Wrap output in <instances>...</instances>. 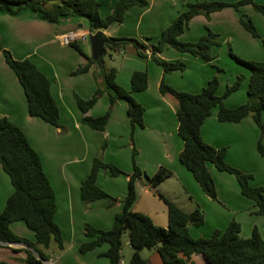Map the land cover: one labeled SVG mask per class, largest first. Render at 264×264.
I'll return each mask as SVG.
<instances>
[{"label": "crops", "instance_id": "crops-1", "mask_svg": "<svg viewBox=\"0 0 264 264\" xmlns=\"http://www.w3.org/2000/svg\"><path fill=\"white\" fill-rule=\"evenodd\" d=\"M98 1L101 4L100 15L103 18L111 15L116 0ZM202 1L204 0H148L146 7H133L127 11L123 23L113 24L102 31L108 39L136 40L143 44L145 57L139 54L133 43L128 42L117 49L113 47L108 49V52L115 53L117 60L110 59V64L107 66L104 60L101 62L105 70L115 69L116 83L131 92L135 100L145 109L144 127H136L134 130L128 116V105L122 100L114 104L104 131L94 130L83 123L85 117L98 118L105 115L111 105L108 92H105L86 114L82 113L77 105V96L83 100H90L99 84L103 82L101 64H93L87 72L75 74L78 68L88 64V58L92 56L91 44L87 49L85 46L90 42L91 33L85 18L70 16L61 18L57 23H50L40 13L30 9L17 14L0 10V45L10 51L16 60L30 59L37 65L51 81V91L60 109L61 127L31 117L23 88L0 51V118H8L27 135L42 159L44 170L56 196L55 221L62 232L64 249L60 250L56 243L51 246L53 248L45 249L44 252L50 258L48 264H110L109 259L104 255L108 245L86 254H81L79 248L88 240L85 236L87 224L101 230H110L113 227L115 215L122 210L121 201L127 195L130 178L112 177L105 169L99 171L97 184L118 200L114 207H109L106 200L84 205L81 200V184L90 174L96 156L128 175L133 174L134 149H136V163L147 176L153 177L162 172L170 174L168 179L155 188H152L145 178L136 182L138 200L133 206L134 212L148 215L156 225L167 227L169 223L167 208L164 210L166 214L158 215L146 206V202L142 203V199L144 196H155L158 188L166 182L176 181L181 184L190 201L194 203L192 210L200 209L205 217L203 225L190 227L189 232L193 238H210L215 231H225L232 221L240 224V235L244 239L252 236L254 228L264 236V217L257 213L258 208L255 203L241 194L240 186L233 175L221 172L213 164H208L217 189V200H212L203 192L193 174L181 164L179 156L184 143L178 134L177 101L160 92L161 82L165 81L176 90L197 94L214 77H218L220 80L218 95L224 93L222 76L226 68L232 67L234 60L227 52L214 51L216 46L212 49L214 59L211 62L166 47L164 52L156 54L157 59L186 65L184 71L167 74L154 61L152 55V46L157 44L161 33L186 11L187 4ZM208 1L233 4L239 0ZM256 2L264 5V0H256ZM59 3L60 1H50L46 3V7L53 9ZM240 11L254 20L253 24L260 35L259 39L264 43V16L261 13L262 17L259 16V12L249 5L241 7ZM239 14L235 8L228 7L212 13L208 18L199 15L190 21L179 39L182 42L195 43L206 35L208 30L218 34L220 39L228 34L229 41L238 42L240 39L244 47L253 51L248 53H251L248 55L250 59L240 55H237L238 57L247 61L264 62V52H260L264 48L247 36L249 32L240 34L242 32L238 30ZM72 31L86 35L87 41L77 40L70 46L63 45L58 37ZM73 44L78 45L83 54L73 47ZM136 71L146 72L148 75V88L143 92L131 91V77ZM244 74L248 76V82L246 80L245 83L249 84V71L245 70ZM248 84L243 94L245 95L243 101L246 97L248 101L246 96ZM240 90L242 87L238 91ZM232 95L225 99V105L229 108L247 102L240 105L233 104L230 102ZM262 119L264 122V112ZM260 133L252 117H247L239 123L220 122L217 119V109L213 110L212 115L201 128L203 140L207 144L216 148H227V162L252 175L253 186L264 188V154L261 155L258 150ZM161 142L166 148V154L160 159ZM121 149L125 150L121 152ZM121 154H124V161L119 163L118 158ZM147 168L152 173L147 171ZM12 193L10 179L0 164V214ZM11 229L19 236L35 241L34 233L23 222L13 223ZM126 245L131 247L129 241ZM6 246L0 245V253L10 251L6 253L11 255L10 259H14V262L2 259L3 257H0V260L15 264L19 260L26 259L25 252L21 251L23 246ZM141 256L150 264H164L154 249L143 250ZM193 260L198 264H206L201 256H194Z\"/></svg>", "mask_w": 264, "mask_h": 264}, {"label": "trees", "instance_id": "trees-1", "mask_svg": "<svg viewBox=\"0 0 264 264\" xmlns=\"http://www.w3.org/2000/svg\"><path fill=\"white\" fill-rule=\"evenodd\" d=\"M60 1L53 9H48L46 3ZM148 0H116L111 15L103 18L100 15L101 4L98 0H0V10L17 14L25 9L38 12L50 23H57L64 17H83L87 20L91 33L107 30L113 24H121L127 11L133 7H146ZM252 6L253 9L264 16V5L256 0H239L230 4L221 1H208L189 3L187 9L181 13L173 23L160 35L156 45L152 46L154 61L159 64L165 74L173 71H184V63H170L156 58V54L164 52L166 47L181 53H188L211 62L214 57L212 49L219 45V36L208 30L198 42L186 43L179 38L185 32L190 21L199 15L207 18L215 12L228 7L237 11L243 6ZM242 27L254 38H260L253 22L241 14ZM111 48L125 46L133 43L139 54L146 56L143 44L136 40L110 39ZM81 54V48L73 44ZM8 67L15 73L23 88L28 113L31 117L39 118L44 122L61 127L60 109L51 91V81L30 59L16 60L10 51L0 45ZM231 58L249 71V84L247 94L249 100L235 108L225 105V99L237 92L244 80V76L237 77L235 82L226 87L222 95H218L220 80L214 77L200 93L192 94L179 91L161 82L160 92L164 96H171L177 101L178 134L183 140L184 148L179 161L194 176L203 192L212 200H217L215 181L209 171L208 164H213L219 171L233 175L241 189V194L252 200L258 208V214L264 217V188L251 184L253 176L231 166L227 160V148H216L207 144L202 137L201 128L204 122L217 109V119L220 122L239 123L247 117H252L260 129L258 150L264 154V62L247 61L230 52ZM88 64L81 66L75 74H82L93 64H101L103 82L99 84L94 96L90 100L76 97L77 105L84 114L89 112L100 97L108 92L111 105L107 113L98 118L85 117L83 123L94 130L104 131L110 119L114 104L125 101L128 105V116L132 129L144 127V107L135 100L131 92L116 83L115 69L105 70L103 63L94 62L88 58ZM148 88V75L146 72L136 71L131 77V91L143 92ZM133 140V134H132ZM136 149L133 150L134 172L128 175L114 165L105 163L101 157L96 156L90 174L81 184V200L89 205L99 200H106L109 207H114L118 200L107 194L97 184L101 169L107 170L112 177H129L128 192L121 201L122 210L115 215L113 227L110 230L97 229L89 224L85 226V236L88 239L79 248L81 254H86L103 245H108L104 254L110 264H122L123 235L129 233V243L134 253L128 264H150L143 259L141 252L145 249H154L160 255L164 264H198L194 256H201L206 264H264V236L254 228L252 236L241 237V226L232 221L225 231H215L210 238H193L189 229L191 226L199 227L204 224L205 217L200 209L192 213L183 211L175 203L158 194V198L167 206L168 226L156 225L153 220L143 213L133 211L138 200L136 182L141 178L147 179L152 188L170 177L169 173H159L153 177L147 176L136 163ZM0 164L9 177L13 193L8 198L0 214V245L19 243L27 248L26 264H35L40 261H49L44 249H49L56 243L60 250L64 249L62 232L55 221L57 201L53 186L44 170L43 162L38 152L31 145L24 131L8 118H0ZM23 222L34 233L35 241L15 234L11 225ZM33 251V253L31 251ZM0 264H10L0 260Z\"/></svg>", "mask_w": 264, "mask_h": 264}, {"label": "rangeland", "instance_id": "rangeland-1", "mask_svg": "<svg viewBox=\"0 0 264 264\" xmlns=\"http://www.w3.org/2000/svg\"><path fill=\"white\" fill-rule=\"evenodd\" d=\"M236 10V9H235ZM237 11V10H236ZM239 12V28L238 30H240L241 35H243V32H247L241 25L240 22V18H241V14H243L241 11H237ZM245 13V11H243ZM244 15V14H243ZM247 18L251 19V21L253 22L254 20L250 17H248L247 15H245ZM259 16L262 17V15L259 13ZM248 33V32H247ZM246 33V34H247ZM218 35V34H217ZM226 37L223 39H218L219 45L215 47L214 51L216 50L217 52H227V54L230 56V52L234 53L235 55H240V57L243 58H249L248 54L249 52H253L251 51V49L246 48L242 45V41L239 39L238 42L236 40L234 41H229L228 38ZM219 36V35H218ZM247 36H249V38L254 42L256 41L257 44H260L263 48H264V43L263 40H260L258 38H254L251 36L250 33L247 34ZM90 41V40H89ZM86 49L90 46V42H88L86 45ZM86 52H88V55L91 56V53H89V51L86 50ZM260 52H264V50L262 49V51ZM258 57V56H257ZM264 58V57H263ZM110 59H115L117 60V56L115 55L114 52L112 51H107V53L105 54L103 60L105 61V65L107 66L108 64H110ZM262 59V58H259ZM225 62H227V59L225 60ZM224 62V63H225ZM223 65V63H222ZM220 67V66H219ZM226 68V66H225ZM245 70H247L245 67L236 64L234 61H232V67L226 68V72L225 74L222 76V91L225 92L226 90V85H231L235 82V80L237 79L238 76L240 75H245L244 72ZM234 78V79H232ZM248 79V76L245 75L244 76V80L241 84L242 90L238 91L237 93H234L230 99V102H232L233 104H241V103H245V101H247V97L246 100L243 101L244 96L243 94L245 89L247 88V84L245 83L246 80ZM248 82V80H247ZM246 96H248V94H246ZM249 100V97H248ZM248 102V101H247ZM246 102V103H247ZM263 146H264V140H263ZM125 149H121V152L124 151ZM82 152V151H81ZM127 152V151H126ZM159 153H160V159L162 158L163 155L166 154V148L163 147V144L161 142V145L159 144ZM119 163L124 161V154H121L120 157L118 158ZM150 173H152L151 170H148ZM148 172V173H149ZM120 177V176H119ZM123 178V177H120ZM120 180V179H119ZM117 190V188H115ZM155 192V191H154ZM163 193V194H162ZM158 194L163 195L164 197H166L169 201L175 203L177 206H179L181 209H183V211L187 212V213H192L194 210L193 209V205L194 203H192L190 201V197L186 194L185 189L181 186V184L177 183L176 181H168L165 184H163L160 188H158L157 192H155V196L149 195V196H144V198L142 199V203L146 202V206L150 207L153 211H155L158 215H162V214H166L164 210H166L167 206L165 205V203L160 200L158 198ZM136 209L138 210V208L136 207ZM168 213V210H167ZM129 241V233L125 232V234L123 235V250H122V263L123 264H128L134 251L133 249H131V247H129V245H126V242ZM55 243H52L51 246H53ZM16 246V245H14ZM22 246V245H20ZM50 248H53L51 247ZM23 249H21V251L23 252L24 249H26L25 246L21 247ZM45 250V249H44ZM6 252H10V251H5L4 253H0V257H3L2 259H7V261H13L14 259H10L9 253ZM33 253V251H31ZM15 264H26V261L24 260H19L18 262H16ZM35 264H48V262L45 261H40L39 263H35Z\"/></svg>", "mask_w": 264, "mask_h": 264}, {"label": "water", "instance_id": "water-1", "mask_svg": "<svg viewBox=\"0 0 264 264\" xmlns=\"http://www.w3.org/2000/svg\"><path fill=\"white\" fill-rule=\"evenodd\" d=\"M89 40L92 49V56H91L92 60L94 62H100V63L103 62V58L106 52L112 46L110 39L105 37L102 31H98L96 33H90ZM9 245L14 246V245H22V244L13 243Z\"/></svg>", "mask_w": 264, "mask_h": 264}, {"label": "built area", "instance_id": "built-area-1", "mask_svg": "<svg viewBox=\"0 0 264 264\" xmlns=\"http://www.w3.org/2000/svg\"><path fill=\"white\" fill-rule=\"evenodd\" d=\"M62 44L65 46H70L72 43H74L77 40H81L82 42H86L88 37L84 34L79 33L78 31H72L66 34H62L58 37Z\"/></svg>", "mask_w": 264, "mask_h": 264}]
</instances>
